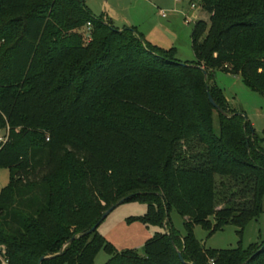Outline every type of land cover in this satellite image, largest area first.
Here are the masks:
<instances>
[{"label": "trees", "instance_id": "obj_1", "mask_svg": "<svg viewBox=\"0 0 264 264\" xmlns=\"http://www.w3.org/2000/svg\"><path fill=\"white\" fill-rule=\"evenodd\" d=\"M200 8L207 21L193 25L194 61L180 64L174 49L150 45L134 27L113 28L83 0H0L8 264H94L100 251L105 264H264V242L212 250L193 234L232 226L240 239L262 213L264 130L262 139L253 134L211 75L238 76L264 98V0H200ZM124 198L146 207L129 222L164 230L142 256L117 252L100 225L83 235Z\"/></svg>", "mask_w": 264, "mask_h": 264}, {"label": "rangeland", "instance_id": "obj_2", "mask_svg": "<svg viewBox=\"0 0 264 264\" xmlns=\"http://www.w3.org/2000/svg\"><path fill=\"white\" fill-rule=\"evenodd\" d=\"M89 13L96 18L104 17L113 28L121 29L124 24L134 27L150 45L164 49H174L175 59L180 64L194 61L191 49V32L197 20L207 21V14L200 8V0H83ZM195 8L192 9L191 5ZM166 14L162 19L159 12ZM193 16H196L194 19ZM124 23V24H123ZM126 28V27H124ZM87 33L86 29L83 30ZM88 39V36H85ZM211 81L222 91L230 109L242 114L249 122L253 134L262 139L264 130V98L246 88L238 76L214 71ZM212 130L218 135L217 116L213 115ZM6 133L0 131V137ZM261 146L264 148V141ZM8 170L0 169V191L8 184ZM146 211L143 204L128 202L114 209L100 224L97 232L109 242L117 252L132 250L139 256L143 254L144 243L155 233L164 232L159 228L146 227L138 218ZM171 226L181 236L185 235L183 218L174 210L169 213ZM237 229L232 226L208 237L200 227H194L195 239L205 249L232 250L246 249L250 245L259 247L264 242V197L262 213L250 221L239 239ZM109 256L100 251L94 264H105Z\"/></svg>", "mask_w": 264, "mask_h": 264}, {"label": "water", "instance_id": "obj_3", "mask_svg": "<svg viewBox=\"0 0 264 264\" xmlns=\"http://www.w3.org/2000/svg\"><path fill=\"white\" fill-rule=\"evenodd\" d=\"M197 68H199V67H197ZM202 72H203V74H204V76H206V73L203 71V69L202 68H199ZM207 100H208V102H209V104L217 111V113H219L220 115H222L223 117H228V115L226 114V113H224L218 106H217V104L214 102V100L211 98V96L209 95V93L207 92ZM237 115H241L242 117H244L242 114H237ZM245 118V117H244ZM246 119V118H245ZM129 198H124V199H122V200H120L117 204H115L114 206H112L111 208H109L102 216H101V218H100V220L97 222V224L94 226V227H92L89 231H87V232H85L83 235H88V234H90L92 231H94L95 229H96V227L97 226H99L106 218H107V216L114 210V209H116L118 206H120V205H122V204H124L127 200H128ZM75 239V237H73V238H71L67 243H66V245L67 244H69V243H71L73 240ZM65 245V246H66ZM177 256H178V258H179V260L183 263V259H182V257H181V254L178 252L177 253ZM46 258L45 257H41L40 259H39V261H38V264H41L44 260H45Z\"/></svg>", "mask_w": 264, "mask_h": 264}, {"label": "built area", "instance_id": "obj_4", "mask_svg": "<svg viewBox=\"0 0 264 264\" xmlns=\"http://www.w3.org/2000/svg\"><path fill=\"white\" fill-rule=\"evenodd\" d=\"M191 8L194 9L195 6L192 4ZM161 16L164 18L166 17V14L161 12ZM7 141V136L0 137V145H3ZM0 264H8V261L5 257V249L4 247L0 246Z\"/></svg>", "mask_w": 264, "mask_h": 264}, {"label": "crops", "instance_id": "obj_5", "mask_svg": "<svg viewBox=\"0 0 264 264\" xmlns=\"http://www.w3.org/2000/svg\"><path fill=\"white\" fill-rule=\"evenodd\" d=\"M161 12H162V11L159 12L160 16H161ZM163 13H164V12H163ZM166 17H167V16H166ZM166 17L163 18V17L161 16L162 19H166ZM193 18L195 19L196 16H193ZM123 24H124V23H123ZM124 27H128V28H129V27H131V26H129V24L126 23V24H124V26H123L121 29H123ZM140 34H141V33H140ZM141 35H142V34H141ZM142 36H143V35H142Z\"/></svg>", "mask_w": 264, "mask_h": 264}]
</instances>
